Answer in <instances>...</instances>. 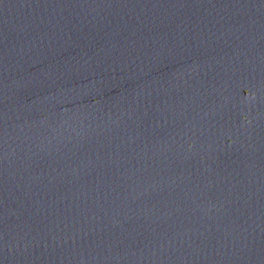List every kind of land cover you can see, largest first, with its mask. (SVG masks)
Instances as JSON below:
<instances>
[{"label": "water", "instance_id": "1", "mask_svg": "<svg viewBox=\"0 0 264 264\" xmlns=\"http://www.w3.org/2000/svg\"><path fill=\"white\" fill-rule=\"evenodd\" d=\"M0 264H264V0H0Z\"/></svg>", "mask_w": 264, "mask_h": 264}]
</instances>
